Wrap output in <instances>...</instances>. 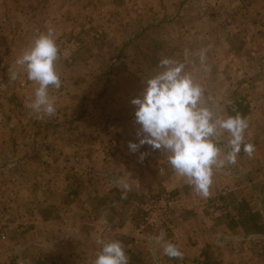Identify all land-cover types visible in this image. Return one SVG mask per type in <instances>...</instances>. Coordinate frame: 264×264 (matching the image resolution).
I'll use <instances>...</instances> for the list:
<instances>
[{
    "label": "rangeland",
    "instance_id": "1",
    "mask_svg": "<svg viewBox=\"0 0 264 264\" xmlns=\"http://www.w3.org/2000/svg\"><path fill=\"white\" fill-rule=\"evenodd\" d=\"M70 1L65 0L66 10L59 12L52 9L63 6V0H0V55L14 52L8 60L0 58V264L24 261L26 256L19 247L34 245L35 232L46 228L55 229L63 239V250H70L81 249L79 245L90 238H109L111 231L126 225L131 261L147 258L143 247L157 243L164 230L180 242L186 239L177 224L180 199L159 185L167 176V162L161 163L168 158L166 149L161 156L148 153L150 175L140 176L141 183L131 187L129 204L113 206L106 199L101 203L102 212H93L100 197L108 196L99 188V181L109 182L115 192L119 178L137 180L133 170L111 166L109 160L116 144L139 143L134 139L139 124L131 101L142 94L139 69L150 64L143 59L148 63L140 65L142 48L153 56L154 66L146 67L148 70L155 67L157 50L165 59L174 49L181 55L182 74L195 70L197 80H202L204 73L233 67L236 78L250 87L256 84L251 82L250 71L258 69L263 78L255 88L264 89V0H75L72 5ZM15 8V12L25 11L20 16L25 24L13 13ZM54 13L62 15L63 25ZM31 21H36L32 29L28 28ZM48 28L55 30L59 49L55 69L61 87L49 88L56 114L37 118L27 105L38 84L28 79L24 69L19 77L14 73V59L15 52L27 50ZM229 38L231 47L225 49L224 41ZM12 117L19 121L13 122ZM28 118H35L36 123L28 124ZM125 119L132 122L131 128L124 127ZM123 127L135 134L124 145L119 142ZM27 134L36 139L26 140ZM125 152L123 157L133 155L129 149ZM262 186L264 192V175ZM221 201L220 196L214 199L209 214L235 219L232 214L239 211L229 210ZM80 210L85 211L84 217L77 214ZM35 211H52L56 216L59 212L62 218L44 224L33 220ZM107 212L112 213L109 223L100 217L105 214L108 218ZM81 223L82 231L93 229L84 233L87 238L79 234ZM227 237L220 236V242L229 243L232 236ZM249 241L247 251L237 247V255L228 252L221 262L263 261L264 238ZM154 251L148 262L156 258ZM61 256L57 257L62 261ZM71 257L76 254H64L63 262Z\"/></svg>",
    "mask_w": 264,
    "mask_h": 264
},
{
    "label": "crops",
    "instance_id": "2",
    "mask_svg": "<svg viewBox=\"0 0 264 264\" xmlns=\"http://www.w3.org/2000/svg\"><path fill=\"white\" fill-rule=\"evenodd\" d=\"M73 2H75V0H71L70 4L72 5ZM54 7H56V5ZM16 10L17 8L13 10V13H16V17L21 20L20 22H22L23 18H20V16L23 15L25 11L23 13H20L15 12ZM52 10H59V12L65 11V0H63V6H60L58 9ZM54 14L55 16H57L55 18H58L60 25H63L64 18L62 19V15L58 16L57 13ZM51 19L50 22L53 23ZM23 22L25 24L24 20ZM31 23L32 26H29L28 28L32 29L36 26V21H31ZM57 23L58 21H54V24ZM156 40L158 41L159 38H157ZM224 46L225 49L227 47H231L230 38L228 40L225 39ZM230 52L235 53V50H231ZM15 53L18 54V58L23 52ZM12 54L14 55V52L9 53L10 56ZM154 54L156 57L155 67H151L150 70H148V68L146 67L154 66V64L152 63L153 56L145 53L143 48L139 52L140 65L148 62L150 63L148 65L145 64V66L139 69V75L142 78L140 80L142 94L146 88V81L156 76L158 73L164 71V69H161L159 65L157 67V64L160 63V59L164 58H160L161 53L158 50ZM9 55H0V58L5 57L8 60ZM126 55L127 54H125V56ZM180 56V53H177L176 51H174V49H171L170 55L169 57H167V59H171L172 61H174L175 63L173 66H176L180 64ZM131 57L132 56L130 55L128 56V58ZM17 58L14 60H17ZM143 59H146L148 62H143ZM239 59L241 60V57ZM223 68L219 69L218 71L212 70L209 75H207V73H204L205 78H203L202 80H197V77H195V70H191L190 72L188 70L184 74L190 75L194 83L200 86L202 95L198 107L207 108L213 113L214 119L226 118V107L240 96L245 97L250 101L251 114L247 118L249 127L245 132L244 143L253 144L255 147L254 153L251 157L248 156L243 151L242 145L241 152L238 154L235 164H226L221 169L214 168V175L212 177V183L209 188V195L206 198L198 195L193 190L192 185L188 182L186 177L179 176L175 173V171L168 164L167 158H165V161H161V163L163 164L167 162V176L165 179H161L159 185L164 186L162 188H166L167 191H172L179 197L180 217L177 219V224L180 227V231L184 235H186V239L183 242H180L175 237H170V231L164 230V238H168L169 240L167 241H171L180 248L181 252L183 253V258L170 259L169 257L165 256L163 254L162 244L160 241H158L151 246L146 245L143 247L147 258L142 257V259L139 260L133 258L131 261L129 257L131 249L130 245L127 243V241L129 240V236L126 233L127 230L125 225L121 228H115L113 231H111L109 234V238H107V235L106 237L100 239L104 240L105 242L111 240L122 241L126 249V254L129 258V264H225L222 263L221 260L224 259V256L228 252L236 254V251L238 250L237 247H242L245 252L249 249V246L251 244L249 240L253 238H264V192L262 186V176L264 175V89L261 85V87L255 88L256 86H258L256 85L257 82L261 81L263 76L259 73L260 71H258V69H251L250 74L252 75H250V77L254 76L251 82L255 81L256 84L248 87L247 82H245L244 80L239 81V79L236 78L238 76L233 67ZM22 69H24L25 73L27 72L26 68L16 63L14 73H16L19 77ZM254 71L256 73H253ZM129 75L130 77L134 76L132 74ZM233 76H235V78H233ZM34 119L35 118H28L26 121L28 122V124L36 123ZM12 120L13 122L19 121L15 117H12ZM122 124L124 125V127L126 126L127 128H131L132 122L129 119H125V122H122ZM124 127L123 129H121L123 131H120V136H122L123 141H119L123 145L126 138L132 139L131 135H135L129 132ZM138 127L140 130L141 126L138 125ZM27 136L28 137L25 138L26 140L28 138L30 140L36 139L32 134H27ZM134 139L139 140L138 137ZM229 139L230 136L227 132H225L221 137L218 138V141L223 145L221 150L224 155H226V153L230 150L228 145ZM116 142L117 140L113 141L112 144H116ZM116 145L118 147L116 148L117 150L114 149L112 151L113 154L109 160L110 165L126 171L133 170V174L137 177V180L133 177H131V179L129 178L128 182L132 181L130 183L131 187L138 186V184L141 183V179H139L140 176H142V178H145L147 175H150V173H148V170H150L152 166L149 165L150 162L146 157L150 156L148 155V153L152 152L155 156H161V154H163L165 150L164 148L153 150L151 146L144 145L136 153H133L132 156L126 158L122 155L128 154L127 152H125V149H129L128 145L126 144L127 146L124 145L123 147L119 144ZM112 147H115V145H113ZM119 148H121V151L119 150ZM130 153L131 151L129 149V154ZM141 153L145 154L143 159L140 158ZM169 155L170 152H168V156ZM157 162L159 161L157 160ZM45 165L47 166V163ZM258 172H260V175L257 174ZM97 184L100 189L108 193V196L107 198L103 197V195L102 197H100L102 199L99 201V204L96 205V209L93 210V212H95L96 214L98 212H102L104 207L101 205V203H104V200L106 199L113 206H123L124 204H129L131 202L129 193H127V199H121L123 190L120 187L114 192L112 186L107 181L103 182L101 180ZM219 196L222 198L221 203L229 208V210L235 208L239 211V213L235 212L234 214H232L233 216L235 215V219L234 217L223 219L225 218V216L218 213L216 215L209 214V205L212 206L214 199ZM83 212L85 211L80 210L77 214L81 217H84L85 213ZM107 214L109 216L108 218L105 214L100 217L103 218L105 222L109 223L108 219L111 218L112 213L107 212ZM31 216H34L33 220L35 219L37 221H42L44 224H48L51 223L52 220L62 218L59 212L58 216H56V214L52 213V211H48L47 214L42 211H35L34 214H31ZM213 216L216 218L214 219ZM254 224L260 227L258 228L259 230L257 228L253 229ZM82 228L83 224L81 223L79 234H82L85 238H87L84 233H87L88 231L89 233H91L93 229L91 231H82ZM54 232H56L55 229L48 228L40 229V233L38 231L35 232L36 238L34 239V245L31 244L24 247H19L20 251L22 252V256H26V259L24 261L17 260V264H94L96 254L98 251H100L101 248H98V246H101L97 243L98 238H90L86 243L80 244L79 246L81 249L71 247L69 248L70 250H63V244L60 243V241L63 242V239H60ZM227 235L232 236L229 239V243L220 242L221 238L219 237L224 236L226 240V238H228ZM97 236L100 237L98 234ZM151 250H155L154 252L158 256L156 255V258L154 260L148 262L147 259L151 257ZM13 252L14 251H12V253ZM59 254L63 255V257L64 254H76V257L69 258V260H72V262L69 260L63 262L62 256V261L59 259V257H57ZM263 261H259L255 264H264ZM227 264L231 263L228 262Z\"/></svg>",
    "mask_w": 264,
    "mask_h": 264
},
{
    "label": "clouds",
    "instance_id": "3",
    "mask_svg": "<svg viewBox=\"0 0 264 264\" xmlns=\"http://www.w3.org/2000/svg\"><path fill=\"white\" fill-rule=\"evenodd\" d=\"M59 49L55 30L48 28L40 33L31 46L25 50L16 63L26 66L27 77L38 84L34 99L27 105L37 118L56 114L55 99L49 96V88L61 87V80L55 69ZM171 59H162L165 70L146 81L141 97L134 98L139 143L129 142L128 147L136 153L142 146L149 145L153 150L164 148L170 155L168 164L179 176L186 177L193 190L202 197L209 195L214 175L213 169H221L226 164H235L237 156L243 151L252 156L255 147L244 143L248 121L241 114L215 118L205 107H198L202 91L192 77L183 73V64L174 65ZM14 78V77H13ZM225 132L230 136L229 151L224 155L217 141ZM216 138V139H214ZM141 153V159L144 158ZM123 190L121 199H127L131 191L128 180L121 177L117 181ZM157 240L161 242L163 254L170 259H182L180 248L167 241L162 232ZM96 254L94 264H129L125 246L120 240L105 242Z\"/></svg>",
    "mask_w": 264,
    "mask_h": 264
},
{
    "label": "trees",
    "instance_id": "4",
    "mask_svg": "<svg viewBox=\"0 0 264 264\" xmlns=\"http://www.w3.org/2000/svg\"><path fill=\"white\" fill-rule=\"evenodd\" d=\"M226 113H227V116H229V115L235 116L237 113H239L247 119L251 114L250 102H248L247 99H245L244 97H239L232 104H230L226 107ZM217 144H218V147H220L222 149V147H223L222 143L217 141ZM255 224H254L253 229L260 228V227L256 226Z\"/></svg>",
    "mask_w": 264,
    "mask_h": 264
}]
</instances>
